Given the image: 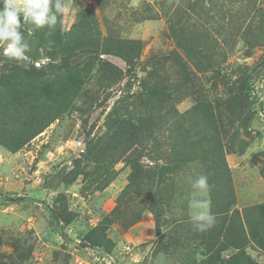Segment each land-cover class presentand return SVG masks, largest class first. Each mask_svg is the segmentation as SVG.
Segmentation results:
<instances>
[{
	"label": "rangeland",
	"instance_id": "rangeland-1",
	"mask_svg": "<svg viewBox=\"0 0 264 264\" xmlns=\"http://www.w3.org/2000/svg\"><path fill=\"white\" fill-rule=\"evenodd\" d=\"M63 3L0 45V264H264V0Z\"/></svg>",
	"mask_w": 264,
	"mask_h": 264
},
{
	"label": "clouds",
	"instance_id": "clouds-1",
	"mask_svg": "<svg viewBox=\"0 0 264 264\" xmlns=\"http://www.w3.org/2000/svg\"><path fill=\"white\" fill-rule=\"evenodd\" d=\"M69 11L63 0H0V45L3 55L17 62L28 59L30 45L22 31L25 24H31L34 30L47 28L52 30L58 23V16ZM193 198L191 222L194 229L206 231L215 226L216 217L211 211V202L207 199L210 191L208 177L199 175L191 182Z\"/></svg>",
	"mask_w": 264,
	"mask_h": 264
},
{
	"label": "trees",
	"instance_id": "trees-1",
	"mask_svg": "<svg viewBox=\"0 0 264 264\" xmlns=\"http://www.w3.org/2000/svg\"><path fill=\"white\" fill-rule=\"evenodd\" d=\"M36 72H37V70H36V69H33V70L31 71V73H28V72H27V73H24V75H34V74H36ZM10 83H11V82H8L7 85H9ZM246 89H247V88H246ZM248 90H250V88H248L247 91H248ZM229 211H230V210L227 209V210H224L223 212L226 213V212H229ZM216 214H217V213H216ZM216 214H214V215H216ZM240 218H241V217H240ZM219 233H220V232H219Z\"/></svg>",
	"mask_w": 264,
	"mask_h": 264
},
{
	"label": "built area",
	"instance_id": "built-area-1",
	"mask_svg": "<svg viewBox=\"0 0 264 264\" xmlns=\"http://www.w3.org/2000/svg\"><path fill=\"white\" fill-rule=\"evenodd\" d=\"M17 2H18V3H22V2H23V0H17Z\"/></svg>",
	"mask_w": 264,
	"mask_h": 264
}]
</instances>
